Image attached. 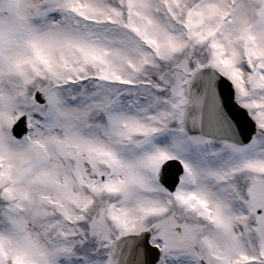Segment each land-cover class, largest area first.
Listing matches in <instances>:
<instances>
[{
	"label": "snow or ice",
	"instance_id": "snow-or-ice-1",
	"mask_svg": "<svg viewBox=\"0 0 264 264\" xmlns=\"http://www.w3.org/2000/svg\"><path fill=\"white\" fill-rule=\"evenodd\" d=\"M0 264H264V0H0Z\"/></svg>",
	"mask_w": 264,
	"mask_h": 264
}]
</instances>
